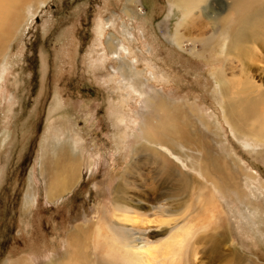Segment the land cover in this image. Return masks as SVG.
<instances>
[{
    "label": "rangeland",
    "instance_id": "1",
    "mask_svg": "<svg viewBox=\"0 0 264 264\" xmlns=\"http://www.w3.org/2000/svg\"><path fill=\"white\" fill-rule=\"evenodd\" d=\"M220 1L211 0L213 13L206 8L189 18L200 24L195 31L180 27L194 41L179 44L173 34L182 13L169 0H136L131 12L128 0H17L7 10L0 24V264H50L69 255L78 264H126L123 250L139 238L159 249L152 264H170L172 256L161 252L182 226L193 236L176 264H264V143L252 141V132V140L235 134L222 109L239 91L264 102V24L255 42L248 33L226 51L234 43L226 28L237 20L224 19L233 14L232 0ZM239 2L244 16L252 0ZM252 28L253 22L245 34ZM110 37L125 48L116 56L106 44ZM205 37L212 41L202 48ZM121 64L135 74L133 84L116 72ZM218 70L228 77L225 91L213 76ZM245 72L254 91L242 87ZM155 94L182 107L205 133L210 152L235 175L234 193L217 190L197 171L199 148H184L187 158L171 157L195 178L186 187L150 182L154 166L143 165L132 150L151 112L146 97ZM245 124L256 128L253 117ZM50 143L71 149L79 174L52 200L41 173ZM132 158L138 164L131 168ZM103 222L112 225L97 230ZM76 229L77 255L69 243ZM222 237L245 262L228 257L213 263L206 256L209 242Z\"/></svg>",
    "mask_w": 264,
    "mask_h": 264
},
{
    "label": "bare ground",
    "instance_id": "2",
    "mask_svg": "<svg viewBox=\"0 0 264 264\" xmlns=\"http://www.w3.org/2000/svg\"><path fill=\"white\" fill-rule=\"evenodd\" d=\"M16 1L17 0H0V24L4 22V16L7 10L14 6ZM169 1L173 6H176L178 9H180L182 13V19L177 24L176 30L173 34L174 40L177 44H179V42H182L183 40L194 41L193 36L187 38L183 33H181L180 27H183L184 32H187L189 34L195 31L197 27H200V24H198L197 26H195V24H190L191 22L189 21V18H191L192 15L202 14L206 10V8L210 10L209 12L213 13V8L210 5L211 0ZM256 1L259 0H252L251 7L247 10L244 16L240 15V12L242 11L241 2H239V0L230 1L229 5L231 6L229 8V12H231L233 8V14H228L224 19L229 20L231 16V19L236 18L237 24L235 26L226 28L229 32V39H232V42H234L232 46L227 44V46L231 48L228 50L227 47L226 51L230 52L232 49L234 50L236 42L242 39L244 36H248V33H251L253 42L258 39L259 35L261 36L260 29L264 22H260L255 25V21L258 16L264 14V5H255ZM220 3H223V5L228 4V0H221ZM128 6L129 7L127 8V12H131L134 7H136V0H128ZM15 18L19 19L20 16H15ZM211 19H213V17L209 18V20ZM243 21H245V23H243L242 26H239V24ZM251 22H253V28L250 32H247L245 34V31L250 28ZM199 23H202V21H199ZM201 39L203 40L202 48H204L205 45L208 47L210 45V42L212 41V37H205ZM245 40H247V38H245ZM106 44L111 54H115V56L120 48L123 51L125 50L121 43L117 42L112 37H110ZM240 46H244V44H241ZM128 67L129 71H127ZM116 72H120L121 75L125 74V79H127L129 83L133 84L135 80V77L133 76L135 74L132 73L130 66L121 64ZM213 76L215 77L216 83L218 84L220 89L224 88L228 84V77L224 70L215 71L213 73ZM242 76V81L245 82L242 87L244 89L249 88L250 92L254 91V82L251 79V75L245 72L242 74ZM152 91L154 92V90ZM223 91H225V88L223 89ZM242 94L244 93L242 91H239L237 92L236 96L228 95L230 98H228L227 102L222 106L225 121L229 123L231 130L234 131L235 134L237 133L238 136L252 140L251 134L253 133L252 141L264 143V102L257 100L256 103L251 96L242 97ZM146 100L147 102H149L151 112L150 114L148 113L145 116V124L143 125V122V126L140 129V139H138V143L132 150L133 155L140 154L137 156L142 158L143 161L140 162L143 165L152 164L154 166L152 173L154 174L153 179L155 181H150L149 179L145 180H148L155 184L156 181L160 182L158 184L168 183L171 181H179V183L181 182L182 187H186L187 183H190V181L195 178L189 177L188 173L179 168V165H177L171 157L174 154L181 155L185 153L187 158V156H189V152L185 150L182 153L184 148L191 151L193 149L199 148L202 154L200 156V162L198 164L197 171H199L201 176L206 181H209L211 185L217 190L219 189L222 192H228L230 194L234 193L237 189L236 182H234V173H226L225 165L220 157L210 152L211 147L206 140V137L204 135L205 133L201 134V131L199 133L196 130L193 121L190 117H188V114L181 112L182 107L169 102L168 100H166V98L157 94H155L153 97L147 95ZM260 102H262V105L258 104ZM252 117L256 128L251 129L245 124V122ZM44 150L46 157L43 161L41 160V173L45 178L46 196L49 200H52L61 196V194L68 190L72 186V184H75L79 177L77 167L78 164L77 158L74 153L70 148H66V146L63 144L59 143V145L56 146L55 144L53 145V143H50L47 144V147H45ZM192 158L195 159L194 156ZM132 159L133 161L130 166L131 168L135 167L134 165L138 164L137 160H135L134 158ZM191 162L193 161L191 160ZM197 162L198 161H196V163ZM194 165L191 163L189 164V167L191 169H195ZM186 166L188 165L186 164ZM124 173L125 174L121 179L122 181H127L126 177L129 172ZM32 194L33 192L31 193L29 191L26 197L32 198ZM116 199L118 201V198ZM209 199L211 207L215 208V205H213V198L210 197ZM118 205L119 204L116 203L117 208H119ZM110 225L112 224L103 222V225H99L97 227V230H99L101 227L104 228L105 226ZM77 230L78 229L74 231L73 235L69 236V243L72 244L76 249V251H73L75 255H77V250L79 249ZM191 236H193V233L190 227L183 228L182 226L169 238L161 254L166 257L169 254L172 256L171 259H169L170 264H176L175 257L181 254V251L184 248L190 246L189 239ZM224 240L225 243H223ZM135 242L136 243L134 245H127L126 249L123 250V253L121 255L122 262L126 264H152V262H154L155 260L154 252L159 249H156V246L152 244H148V239L144 240L143 238H139L136 239ZM218 243L213 241L209 242V245L207 247L206 256L208 255V258L210 260H215L213 261V263L216 261H223L224 258H226V260H229L228 257L230 259H236L238 261L245 262L246 258L240 255L235 247H232L229 243H226V238L222 237ZM174 246H176L177 249H173ZM108 247H106L104 251L107 256H110L112 255L111 252L113 248L111 244H109ZM225 247L227 248V252L224 251ZM131 249H133V252H131ZM69 256L65 259L66 261H53L50 264H78L77 261H74V263H72L71 260L68 261V258H70ZM73 259L75 260L76 256ZM252 264L257 263L253 261Z\"/></svg>",
    "mask_w": 264,
    "mask_h": 264
}]
</instances>
